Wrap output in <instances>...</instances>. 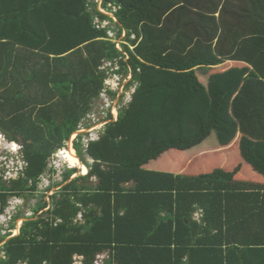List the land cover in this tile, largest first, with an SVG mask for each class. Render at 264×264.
<instances>
[{
  "label": "trees",
  "instance_id": "16d2710c",
  "mask_svg": "<svg viewBox=\"0 0 264 264\" xmlns=\"http://www.w3.org/2000/svg\"><path fill=\"white\" fill-rule=\"evenodd\" d=\"M98 5L0 0V133L26 164L0 173V214L92 112L103 61L136 83L84 154L74 141L87 173L13 217L0 264H264V0Z\"/></svg>",
  "mask_w": 264,
  "mask_h": 264
},
{
  "label": "built area",
  "instance_id": "2783aa9c",
  "mask_svg": "<svg viewBox=\"0 0 264 264\" xmlns=\"http://www.w3.org/2000/svg\"><path fill=\"white\" fill-rule=\"evenodd\" d=\"M97 1L99 4L98 10L101 13L108 15L109 12H106L100 6L101 0H97ZM109 14H110V17H113L112 13H109ZM94 23L97 25V28H103L109 24L107 21H103L99 24H98V21L94 22ZM110 32L113 33L112 31H108V36L110 38H114V35H112ZM122 36H124V34ZM116 46L118 49H120L118 42L116 43ZM100 69L102 71H105L106 78L104 80L103 89L101 90V92L99 94L98 101H97V105L99 104V110L95 111L94 113L92 111L90 115L87 114L85 116V118H83L81 120V123L79 124V127H78L77 134L75 136L72 135L70 137V139L67 141L65 147L57 149L48 158V160L46 162V169H45L44 173L39 177V181H38V186H39V184L41 182H44L43 177L47 175L46 176L47 180H46V182H44L47 184H46V186H44V192L43 193H47V191H49L50 195H52L58 188V187H54V185L62 182L63 174L66 170L76 169L77 171H79V168L70 165L68 163V161H66V159L63 156V152H65L66 150H69L71 148L73 149V143H74V141H77L78 134L82 135L80 142H79L80 145L85 146V148H86L90 142H93V141H96L99 139L100 133H101L103 127L108 122L115 121L117 119L116 118L118 116L117 111L115 112L113 110V108H115V106H116V108H118V111H119L121 108L124 107V106L123 107L120 106L121 101H119V99L122 97L123 98L127 97L128 103L131 100L132 94L134 93L135 88H136V83L133 82L130 85V82L132 81L131 74L128 73L127 75H124L123 73H117L119 71V65H118L117 61H114V62L103 61ZM111 93L115 94V97H111ZM111 100H116V102L110 108ZM115 110H117V109H115ZM113 111H114V113H113ZM109 113L111 114L112 119L108 118ZM95 127H97V128H95ZM81 130L85 131V132L84 133L79 132ZM3 142L9 143V145H14L15 148H17V149H15V148L12 149L14 154L11 152L10 156L15 157V159L18 157L21 160V162L23 163V165L25 166L26 164L23 160L22 147L19 144L8 142L6 137L2 133H0V143L2 144ZM74 152H75V150H74ZM75 154H76V152H75ZM15 170H16V172H18V175L22 171L21 167L19 169L16 167ZM77 173L73 174L70 179L77 177V176H75ZM18 175L14 178H10V177L9 178L10 179H16L18 177ZM3 179L6 180L5 175H3ZM53 188L55 191L53 190ZM12 198H18V197H12ZM47 199L49 200L48 197H47ZM9 200L7 202V206L5 207L3 213L0 214V220H3V222L5 220V222H7L6 224L8 225V228H6L7 229L6 231L12 232L16 228V225H15V228L13 230L9 229V225L12 222L13 217L20 211H18V212L15 211L11 207V203L9 202ZM77 219H81L80 214L77 215ZM18 220H22V219L20 218V219H17V221ZM16 222H15V224H16ZM19 228H18V230H19ZM76 259L80 260V257H75V261H76ZM101 259H102V256H98L97 260L95 261L94 264H102Z\"/></svg>",
  "mask_w": 264,
  "mask_h": 264
},
{
  "label": "rangeland",
  "instance_id": "374dc122",
  "mask_svg": "<svg viewBox=\"0 0 264 264\" xmlns=\"http://www.w3.org/2000/svg\"><path fill=\"white\" fill-rule=\"evenodd\" d=\"M108 15L110 16V14L108 13ZM95 22H97L96 20H95ZM111 33V32H110ZM112 35H114L113 33H111ZM123 37V36H122ZM121 37V38H122ZM120 48V47H119ZM127 79V78H126ZM117 100V99H116ZM116 100H111V104H110V108L113 106V104L116 102ZM119 101H121V103H120V106L121 107H126L127 106V104H128V99H127V97H122V98H120L119 99ZM115 109H117V110H115ZM97 110H99V104L97 105V103L95 102V106L93 107V109H92V111H93V113L95 112V111H97ZM113 110L116 112L117 111V115H118V108H116V106H115V108H113ZM114 111H113V113H114ZM89 115L91 114V112L90 113H88ZM115 118V117H114ZM113 118V119H114ZM117 118V117H116ZM98 127V126H97ZM97 127H95V128H97ZM94 129V128H93ZM105 129V126L103 127V129L102 130H104ZM79 132H82V133H84L85 131H79ZM77 134V132H75L74 134H73V136H75ZM79 135V134H78ZM4 144H6V142H3ZM2 143V144H3ZM1 143H0V173L1 174H4L5 176H6V180H9L10 178H14V177H16L17 175H18V172H16V167L19 169L20 167H21V169H23V167H24V165H23V163L21 162V160L17 157L16 159H15V157H13V156H10L9 154H7V153H5V151H4V149H6V147H7V149L9 150V149H14L15 148V146H13L12 147V145H4V146H6L5 148H3L4 146L2 145ZM12 147V148H11ZM80 147H81V150H82V152H83V154L85 153V151H86V148H85V146H81L80 145ZM15 149H17V148H15ZM72 149V148H71ZM73 150H74V147H73ZM12 153H13V151H12ZM14 154V153H13ZM63 156H64V158H65V152H63ZM79 160H80V158H79ZM69 162V161H68ZM80 162H81V160H80ZM83 163H84V165L86 166L88 163H87V161H86V156L85 155H83ZM69 164L70 165H72L70 162H69ZM82 164V163H81ZM14 165V166H13ZM83 165V164H82ZM83 165V167L85 168V166ZM77 167V166H76ZM79 168V167H78ZM8 171V172H7ZM87 172V170H86V168H85V172L83 173V170H81V168H79V171H78V173L75 175V176H80L81 174H85ZM47 176V175H46ZM46 176H44L43 178V180H44V182H46V180H47V177ZM10 177V178H9ZM3 180H5V179H3ZM44 182H41L40 184H39V186L37 185V191H36V193L34 194V196H29V197H24V198H11L10 200H9V202L11 203V207L15 210V211H21V212H23L24 213V215L25 216H32L33 215V208H34V206L36 205V203L37 202H39L41 199H42V197L44 198V200L45 201H47L48 199H47V197L49 198L50 197V192L49 191H47V193H43L44 192V186H46V184L47 183H44ZM59 188V187H58ZM58 188H57V190H58ZM53 190H54V188H53ZM56 190V191H57ZM55 191V190H54ZM197 218V217H196ZM23 220V219H22ZM22 220H18L17 222H16V228L12 231V232H10V237H8L7 239H9V238H11V237H13V236H16V235H18V233H19V230H18V228L21 226V223H22ZM78 220H81V219H78ZM7 222H5V220H4V222H3V220H0V236L1 235H4V234H6L7 233V229L6 228H8V225L6 224ZM5 226V227H4ZM3 229V230H2ZM5 241V240H4ZM4 241L3 242H1L0 243V248H1V246L4 244ZM103 258H106V256L105 255H103L102 256V259ZM102 259H101V261H102ZM76 263L75 264H80V260L79 259H76V261H75Z\"/></svg>",
  "mask_w": 264,
  "mask_h": 264
},
{
  "label": "bare ground",
  "instance_id": "6f19581e",
  "mask_svg": "<svg viewBox=\"0 0 264 264\" xmlns=\"http://www.w3.org/2000/svg\"><path fill=\"white\" fill-rule=\"evenodd\" d=\"M65 159H66V161H69L72 164V166H74V167L77 166V167L81 168V170H83V173L85 172V168L81 164L80 160L76 157L73 149H69V150L65 151ZM82 175H84V174H82Z\"/></svg>",
  "mask_w": 264,
  "mask_h": 264
},
{
  "label": "crops",
  "instance_id": "0c3cea01",
  "mask_svg": "<svg viewBox=\"0 0 264 264\" xmlns=\"http://www.w3.org/2000/svg\"><path fill=\"white\" fill-rule=\"evenodd\" d=\"M78 157V156H77ZM86 161L88 164H91L93 162L92 159H90L88 156H86ZM82 163V162H81ZM85 166V165H84ZM182 172V171H181ZM82 175V174H81ZM200 216H201V212L200 211H197L195 214H194V217H193V220H200ZM197 217V218H196Z\"/></svg>",
  "mask_w": 264,
  "mask_h": 264
},
{
  "label": "clouds",
  "instance_id": "9594fccd",
  "mask_svg": "<svg viewBox=\"0 0 264 264\" xmlns=\"http://www.w3.org/2000/svg\"><path fill=\"white\" fill-rule=\"evenodd\" d=\"M10 143H11V142H10ZM4 145H9V143H6V144H4ZM4 145H3V146H4ZM9 146H10V145H9ZM13 146H14V145H12V147H13ZM5 147H6V146H4L3 148H5ZM12 147H11V148H12ZM12 149H13V148H12ZM12 149H9V150H8L7 147H6V149H4V151H5V153L11 155ZM78 158H79V157H78ZM77 172H78V171H77Z\"/></svg>",
  "mask_w": 264,
  "mask_h": 264
},
{
  "label": "water",
  "instance_id": "95a60500",
  "mask_svg": "<svg viewBox=\"0 0 264 264\" xmlns=\"http://www.w3.org/2000/svg\"><path fill=\"white\" fill-rule=\"evenodd\" d=\"M8 239H6L5 241H4V243L7 241Z\"/></svg>",
  "mask_w": 264,
  "mask_h": 264
}]
</instances>
